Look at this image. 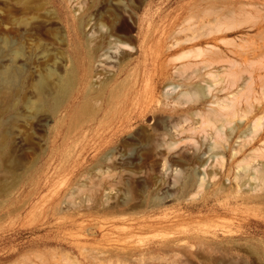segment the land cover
<instances>
[{
    "label": "rangeland",
    "instance_id": "374dc122",
    "mask_svg": "<svg viewBox=\"0 0 264 264\" xmlns=\"http://www.w3.org/2000/svg\"><path fill=\"white\" fill-rule=\"evenodd\" d=\"M34 1L56 17L46 40L95 1L82 45L129 50H112L106 71L122 73L102 112L13 110L0 93V264H264V0ZM48 50L64 73L71 53Z\"/></svg>",
    "mask_w": 264,
    "mask_h": 264
},
{
    "label": "bare ground",
    "instance_id": "6f19581e",
    "mask_svg": "<svg viewBox=\"0 0 264 264\" xmlns=\"http://www.w3.org/2000/svg\"><path fill=\"white\" fill-rule=\"evenodd\" d=\"M45 1H47V0H45ZM33 2H35V1L34 0H14L7 6L8 9L5 12V23H6V27H7V34L6 35L7 36L3 40V43H2L3 47L2 48L0 47V57L3 56L4 60L6 61L5 66H3L2 68L0 67V93H2L4 95V97L7 99L8 103H9V105L11 106V109H13V110H14L17 102L22 101V102H24V105H25L24 107L29 111L39 112L43 108L49 106L50 107L49 112H50L51 117L55 116L60 109H63L66 111H73L76 109L75 105L79 104V103H83L81 105L82 106L81 108H83V110L84 109L86 110L85 113L86 112L88 113V111H90V106L92 104L91 102L96 103V104L94 103V107H93L94 111H96V112L104 111L108 107V105L111 103L112 99L114 98L115 91H114V88H112V86L116 81V76L118 73L119 74H120V72L122 73L121 70L117 71V73H114V74H112L113 72H111V73L108 72L109 70H111L113 68V66H109L110 59L116 58V57H114V54L116 53V49H118V50L122 49V51L120 50V52L122 54L124 53L126 55L128 53L127 50H129V47L127 46V44L125 45L124 43H121L120 44L121 47H120V46H118L119 42L117 45H116V43L114 45H112L113 42L112 43L107 42V44L105 42V44L107 46L104 45L106 47H103L102 46V44H103L102 40L99 41L98 39H97L98 42H95V44H93V42H92V44H93L92 47H86V46L82 45V43H81V39H82L81 32H82L83 26L88 25V23H90L92 21V23L93 22L94 23H93V25H91L90 30H91V28H92V30H94L95 29V28L93 29L94 25L96 26V24L99 23V22H97L99 20V18H96L95 15H93L94 18L89 17L88 18L89 20L87 22H84V19H83V16L87 12H89L90 10L94 9L97 6V3L95 1L92 4L90 3L91 6L86 8V10L84 12H82L83 14H81V16L76 19L77 23L74 22L76 24V28L73 31H71V33L67 32V30H66L65 37H63V38L59 37V40H57V37L52 39L53 36H51L52 34L49 35L50 34L49 33L48 36L51 37V40L49 38H48V40H46L45 39L46 37L43 36L44 35V27L49 26V23L52 22L51 20H54V19L56 20V17H53V15H54V14H52L53 12L51 13V11L49 12L45 9V4H43V3H39L37 5H34V7H33L34 11H30V4ZM47 3H49V2H47ZM78 6L76 7L77 9L80 8ZM116 16L119 18V13L116 14ZM108 20H109V18H108ZM114 20L117 21L118 19H114ZM106 22H108V21H106ZM102 23H103V21H102ZM46 24H47V26H46ZM51 24L52 23H50V25ZM111 26H114V24L113 25L111 24ZM49 28H50V26H49ZM102 28L103 27H101V29ZM108 28L110 29L111 27H108ZM101 29H100V32H101ZM49 30H47V31L49 32ZM45 32H46V28H45ZM48 32H46V33H48ZM147 32H149V31H147ZM92 33L94 34L95 31L94 32L92 31ZM90 36H93V35H90ZM93 39L95 40V38H93ZM54 45H56L58 48H61L62 50L69 51L72 55L71 61H70V66H66V69H64V73H62V74L59 71V65L61 64V60H62L61 57L62 56L60 55L61 56L60 61L59 60L57 61V59H58L57 53L55 54L54 53L55 51L53 52V51L48 50L49 46H54ZM210 46L207 48H210ZM119 47H120V49H119ZM212 47L213 46H211L210 49H212ZM110 50H111V52H110ZM112 50H113L114 54H113ZM209 51H211V50H208V53H209ZM100 52H101V54L98 55ZM205 52H207V51H205ZM119 55H121V54H119ZM218 55H220V54L218 53ZM116 56H118V55H116ZM124 57L126 58V56H124ZM118 60H119V58H118ZM95 62L97 63V67H95L96 70H93L94 74H91V72H90L91 64L95 63ZM119 64H122V63L119 62ZM143 64H145V62ZM200 64L203 65L202 66L203 69H206V68L212 67V65L214 63H213L212 59L207 58V59L201 61ZM95 66H96V64H95ZM194 66H196V65H194ZM119 67H121V66H119ZM116 69H117V67L115 68L114 71H116ZM203 69H201V70H203ZM106 70H108V71H106ZM107 73L108 74L110 73V75L111 74L112 75L110 77H107L108 76ZM106 74H107V76H106ZM199 74H200V72H199ZM102 75H103V77L101 79H103V80H101L99 78ZM196 75H197V73H196ZM196 75L194 72V76H196ZM196 77L199 78L200 75H197ZM207 77L212 78V81H213V79H216L217 77L218 78L216 79V81L219 80V78H220L216 74L213 75L212 72L207 73ZM231 77L236 79V76L235 77L231 76ZM89 78L96 79L97 82L99 79L100 80H99L98 84L96 85L94 83H97V82L96 81L94 82V80H93V82L90 83ZM193 79H194V77H193ZM234 79L231 80V78H230L231 82L235 83ZM210 82H209L210 85H208V84L206 85V87H207L206 90H204V89L199 90V92H198L199 95H197V93H196L195 96H198L200 100L201 99L204 100L207 97V95H209L212 92V90L214 89L212 87H214L215 84L216 85L218 84V82H215L214 84L211 85ZM233 83H231V84H233ZM167 85H168V83H167ZM77 86H79L80 88H77ZM169 86L171 87V84H169L167 86V88ZM233 86H234V84L232 85V87ZM115 87H117V86L115 85ZM148 87L146 90V95L151 94V90L148 89ZM175 87L173 86V88L171 89L173 92L170 93V91H168V90H170V88H168L167 91L164 92L165 94H163V95H165L166 97L168 95H172V93H174L176 91ZM223 90L224 89H221L218 91L224 92L225 90L224 91ZM28 91L31 93L30 94L31 97H27ZM64 96H65L64 99H66V98L67 99H66L65 103L60 106L61 99ZM136 99H137V97H136ZM147 100H148V98H147ZM232 101H231V103H232ZM177 102L178 101H175V103H177ZM180 102L181 101L178 102V105L181 104ZM222 105L227 106V104H225V103ZM226 106H225V108H226ZM232 106L230 105V107H232ZM234 107H235V105H234ZM228 108L229 107H227V109ZM232 113H233V111H232ZM197 115H196V117H198ZM224 117H225V115H224ZM215 118H217V117H215ZM182 121H184V119H182ZM185 121H188V120H185ZM215 121H216V119H215ZM221 121H222V119H221ZM11 124H13V123H11ZM186 124H187V122H186ZM192 129H190V130L192 131ZM178 130H181V129H178ZM186 131L188 132L189 129ZM201 131L203 132L204 130H201ZM198 134H200V133H198ZM217 137H218V135H217ZM248 137H249V135H248ZM188 139H190V138L188 137ZM242 143L240 142L239 146ZM222 145H223V143H222ZM214 147L216 148L217 146H214ZM241 148H242V146H241ZM254 159H252V161ZM214 163H216V162H214ZM241 165H242V163H241ZM259 168H260V166H259ZM247 173H249V172H247ZM262 174H261V178L264 177V175L262 176ZM242 178H243V176H242ZM253 178H255V177H253ZM202 182H201V184H202Z\"/></svg>",
    "mask_w": 264,
    "mask_h": 264
}]
</instances>
